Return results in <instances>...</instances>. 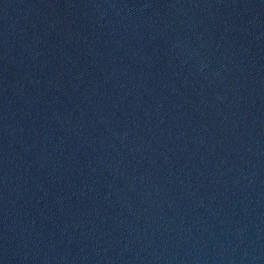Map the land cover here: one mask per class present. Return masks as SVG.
Here are the masks:
<instances>
[{
    "label": "water",
    "instance_id": "1",
    "mask_svg": "<svg viewBox=\"0 0 264 264\" xmlns=\"http://www.w3.org/2000/svg\"><path fill=\"white\" fill-rule=\"evenodd\" d=\"M0 264H264V0H0Z\"/></svg>",
    "mask_w": 264,
    "mask_h": 264
}]
</instances>
